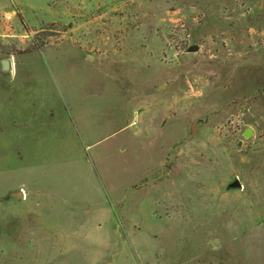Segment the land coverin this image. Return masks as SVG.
I'll list each match as a JSON object with an SVG mask.
<instances>
[{"label":"rangeland","instance_id":"obj_1","mask_svg":"<svg viewBox=\"0 0 264 264\" xmlns=\"http://www.w3.org/2000/svg\"><path fill=\"white\" fill-rule=\"evenodd\" d=\"M4 58L0 264H264V0H0Z\"/></svg>","mask_w":264,"mask_h":264},{"label":"water","instance_id":"obj_2","mask_svg":"<svg viewBox=\"0 0 264 264\" xmlns=\"http://www.w3.org/2000/svg\"><path fill=\"white\" fill-rule=\"evenodd\" d=\"M198 49H199L198 46H192L190 48V51H196ZM0 64H1L2 71L9 72L12 70V59L11 58H4L0 60ZM195 127H196L195 124H193V130L195 129ZM252 134H253V130L251 128H247L244 133V136L247 138V137H250ZM241 186H242L241 180L238 178L232 183H230L231 188H240ZM24 197H25V193L23 190L11 192L8 196V198H16V199H23Z\"/></svg>","mask_w":264,"mask_h":264},{"label":"built area","instance_id":"obj_3","mask_svg":"<svg viewBox=\"0 0 264 264\" xmlns=\"http://www.w3.org/2000/svg\"><path fill=\"white\" fill-rule=\"evenodd\" d=\"M244 118H245V113H243L241 116H240V120H239V125H240V127L237 129L239 132L238 133H240V132H242L243 131V127L245 126V120H244ZM236 120H231V122H235Z\"/></svg>","mask_w":264,"mask_h":264},{"label":"crops","instance_id":"obj_4","mask_svg":"<svg viewBox=\"0 0 264 264\" xmlns=\"http://www.w3.org/2000/svg\"><path fill=\"white\" fill-rule=\"evenodd\" d=\"M15 60L16 59H14V60L12 59V70L8 72L12 76H15V74L17 73V65L15 63Z\"/></svg>","mask_w":264,"mask_h":264}]
</instances>
